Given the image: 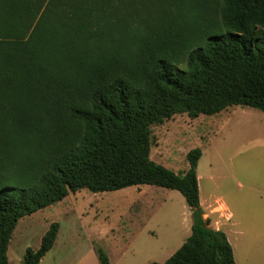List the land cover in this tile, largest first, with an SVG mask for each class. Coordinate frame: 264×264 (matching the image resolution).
<instances>
[{"label":"trees","instance_id":"trees-1","mask_svg":"<svg viewBox=\"0 0 264 264\" xmlns=\"http://www.w3.org/2000/svg\"><path fill=\"white\" fill-rule=\"evenodd\" d=\"M231 106L264 113V0H0V264L19 219L142 185L191 209L190 236L162 264H236L203 218L200 149L183 174L150 159L152 125ZM58 230L22 264H39Z\"/></svg>","mask_w":264,"mask_h":264},{"label":"rangeland","instance_id":"rangeland-1","mask_svg":"<svg viewBox=\"0 0 264 264\" xmlns=\"http://www.w3.org/2000/svg\"><path fill=\"white\" fill-rule=\"evenodd\" d=\"M150 129V159L176 174L188 169L187 153L200 149L203 218L210 228L220 227L206 217L217 207L206 202L220 198L233 215L225 229L235 263L264 264V113L231 106L195 119L175 115ZM52 223L59 225L57 237L40 264H99L96 249L110 264H162L190 236L192 219L178 191L149 185L97 194L81 190L19 219L8 263L22 264L25 250H37Z\"/></svg>","mask_w":264,"mask_h":264},{"label":"crops","instance_id":"crops-1","mask_svg":"<svg viewBox=\"0 0 264 264\" xmlns=\"http://www.w3.org/2000/svg\"><path fill=\"white\" fill-rule=\"evenodd\" d=\"M197 179H198V177H197ZM199 198H200V196H199ZM206 203L208 204L207 208H211L212 206L217 205L216 208L210 209L208 211V214H207L206 217H208V218L211 217L214 220V224L216 226L220 224V227L219 226L215 227L214 230H219V231L223 232L225 234V236H226L227 241L229 242V244L231 246V242L229 240V234L230 233H229V231L227 229H225V227H226V223H229L232 220V218H233L232 213L230 212L229 208L226 206V204L220 198L219 199H215V200L213 199L210 202L207 201ZM202 205H203V202H202V200H200V206L202 207ZM231 248H232V246H231ZM52 250H53V247H52V249L49 252H51ZM233 257H234V254H233ZM43 258L41 259L40 263L43 261ZM79 264H88V263L81 262ZM90 264H96V263H90Z\"/></svg>","mask_w":264,"mask_h":264}]
</instances>
